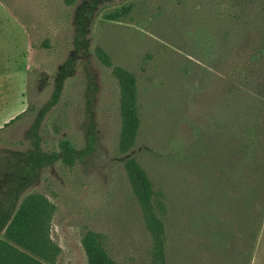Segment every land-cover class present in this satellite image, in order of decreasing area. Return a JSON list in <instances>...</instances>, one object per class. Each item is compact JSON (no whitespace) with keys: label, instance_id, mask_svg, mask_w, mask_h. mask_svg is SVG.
I'll return each instance as SVG.
<instances>
[{"label":"rangeland","instance_id":"1","mask_svg":"<svg viewBox=\"0 0 264 264\" xmlns=\"http://www.w3.org/2000/svg\"><path fill=\"white\" fill-rule=\"evenodd\" d=\"M3 1L2 118L25 114L0 128V213L32 195L51 205L45 232L59 252L46 264H86L87 232L115 264H160L118 152L115 69L136 79L140 129L127 156L151 182L164 264H264V0ZM91 4L88 51L75 54ZM72 55L41 147L83 151L91 138L92 150L72 167L30 164V128Z\"/></svg>","mask_w":264,"mask_h":264},{"label":"trees","instance_id":"2","mask_svg":"<svg viewBox=\"0 0 264 264\" xmlns=\"http://www.w3.org/2000/svg\"><path fill=\"white\" fill-rule=\"evenodd\" d=\"M67 8L74 7L79 0H60ZM4 6L5 2L0 0ZM94 5V4H93ZM94 7L80 8L77 19V33L74 38V53L87 54V23ZM259 54V52H257ZM105 58V57H104ZM77 57L72 55L61 66L54 90L48 103L39 109L36 119L30 128L29 138L31 147L27 155V162L39 167L51 165L60 161L67 167L74 166L75 162L92 150V139L89 138L85 150L77 151L67 141H61L57 153H44L40 137V125L49 111L55 106L61 96L64 81L72 74ZM106 61V58L104 59ZM119 88V118L120 131L118 139V152L125 156L124 172L126 174L132 195L134 196L152 236L157 259L164 264V237L163 229L156 218L153 208V190L151 182L138 163L128 157V153L135 145L140 129L137 100L138 92L135 77L123 69L113 71ZM25 112L19 114L4 127L16 122ZM52 211L51 205L42 197L32 195L26 198L12 217L0 213V264H46L54 263L58 249L49 241L45 232L48 218ZM4 239H1V236ZM81 248L86 264H115L103 247L101 237L95 233L87 232L81 240Z\"/></svg>","mask_w":264,"mask_h":264},{"label":"crops","instance_id":"3","mask_svg":"<svg viewBox=\"0 0 264 264\" xmlns=\"http://www.w3.org/2000/svg\"><path fill=\"white\" fill-rule=\"evenodd\" d=\"M21 38L24 40L23 37H21ZM25 50H27V49H25ZM25 50L23 51V57H24V55H26V53H24V52H26ZM28 68H29L28 66L25 67L24 72H27ZM10 70H11V72H8V75L11 77V79L13 78V80H16L20 76H22V78H23L24 75L20 74V71H16V68L15 69L14 68H10ZM3 74L4 73H3V67H2V60H0V128L2 127L3 123H6V122L12 120L13 114L17 113L20 110V107L16 108L14 111L12 109L11 112H8L2 118V111H3V109H2V104H3V101H2V98H3V95H2L3 94V87H2Z\"/></svg>","mask_w":264,"mask_h":264}]
</instances>
